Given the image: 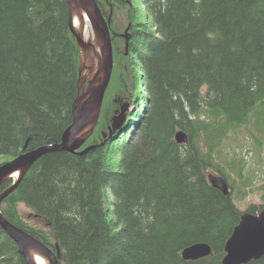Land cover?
<instances>
[{
  "label": "trees",
  "instance_id": "16d2710c",
  "mask_svg": "<svg viewBox=\"0 0 264 264\" xmlns=\"http://www.w3.org/2000/svg\"><path fill=\"white\" fill-rule=\"evenodd\" d=\"M97 1L106 16L111 7L113 16L126 13L132 39L128 52L126 43L117 46L125 39L112 20V79L79 151L96 147L42 156L3 200L2 213L58 250L59 264H223L245 211L234 200L220 147L254 118L264 125L256 112L251 117L264 106V0ZM80 64L67 0H0V167L29 138L28 150L61 141L73 121ZM122 101L134 109L109 136ZM180 129L187 144L175 139ZM213 171L230 194L213 186ZM20 203L49 228L24 220ZM198 242L210 244L213 255L184 259L183 250ZM0 264H27L1 226ZM248 264H264V256Z\"/></svg>",
  "mask_w": 264,
  "mask_h": 264
},
{
  "label": "water",
  "instance_id": "95a60500",
  "mask_svg": "<svg viewBox=\"0 0 264 264\" xmlns=\"http://www.w3.org/2000/svg\"><path fill=\"white\" fill-rule=\"evenodd\" d=\"M67 2L70 12V28L78 41L81 54L78 92L72 105L73 121L63 132L60 142L28 150L29 138L24 146V151L0 167V187L13 171L21 170L19 179H15L12 186L0 192V226L17 243L19 252L24 256L27 264H37L34 253L45 257L50 264H59V251L57 250L55 253L48 245L9 221L2 213V202L17 188L34 163L45 154L54 151L85 154L96 147L90 145L79 151L99 122L115 65L114 31L111 28L114 15L113 8L111 7L109 15L106 16L97 0H67ZM75 15H79L81 18L83 15L87 16L94 33L93 42L86 40L81 30L75 26ZM120 35L125 39V48L128 52L131 39L129 28ZM130 112L132 109L130 110L129 102L123 103L120 110L112 118L109 136L123 128ZM175 139L179 144H187L189 135L180 129L176 132ZM209 176L213 186L225 194L231 193L230 185L222 175L211 173ZM212 255V246L207 242L194 243L187 246L182 252V256L186 260H197ZM263 256L264 207L258 213L248 211L242 213L240 222L226 242L222 263L248 264Z\"/></svg>",
  "mask_w": 264,
  "mask_h": 264
},
{
  "label": "rangeland",
  "instance_id": "374dc122",
  "mask_svg": "<svg viewBox=\"0 0 264 264\" xmlns=\"http://www.w3.org/2000/svg\"><path fill=\"white\" fill-rule=\"evenodd\" d=\"M113 25L116 32L120 34L125 32L127 28V17L123 10H116L115 16H113ZM116 45L124 49L125 42L119 39ZM131 99L133 100L132 94ZM125 102L122 101L121 106ZM129 106L130 110L134 109V105L131 102H129ZM254 112L264 117V106L259 103L251 113V117ZM243 126L245 127L232 130L224 139V143L220 147V161L222 163L225 162L230 174L227 177L234 184L233 196L237 206L242 211H246L252 204L257 206L264 205V189L260 187L264 183V125L259 129L257 121L254 118L253 121H249ZM213 173L219 174L216 171H213ZM247 185H253L250 189L252 191H249L246 198H242L240 195L242 194L243 188ZM19 211L23 219L30 225L45 229L49 228L47 221L38 217L24 203L19 204Z\"/></svg>",
  "mask_w": 264,
  "mask_h": 264
},
{
  "label": "bare ground",
  "instance_id": "6f19581e",
  "mask_svg": "<svg viewBox=\"0 0 264 264\" xmlns=\"http://www.w3.org/2000/svg\"><path fill=\"white\" fill-rule=\"evenodd\" d=\"M68 3V2H67ZM74 23H75V26L81 30V32L83 33L84 37L86 40L90 41V42H93L94 41V33H93V30L91 28V25L89 23V20L87 18V16L83 15L82 18L79 17V15H75L74 17ZM126 31V30H125ZM129 34H130V31H129ZM131 35V34H130ZM131 39H132V36H131ZM78 83V82H77ZM106 96V95H105ZM130 120V119H129ZM127 123V122H126ZM127 125V124H126ZM125 126V125H124ZM113 136V135H112ZM82 151V150H81ZM21 175V170H15L13 171L9 177V178H13L14 181L15 179H19ZM7 179V180H8ZM16 183V182H15ZM14 184V182H13ZM12 184V185H13ZM11 185V186H12ZM17 244V243H16ZM18 246V245H17ZM34 257H35V260L37 262V264H50L49 261L45 258V257H42L41 255H39L38 253H34Z\"/></svg>",
  "mask_w": 264,
  "mask_h": 264
}]
</instances>
